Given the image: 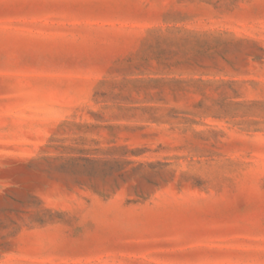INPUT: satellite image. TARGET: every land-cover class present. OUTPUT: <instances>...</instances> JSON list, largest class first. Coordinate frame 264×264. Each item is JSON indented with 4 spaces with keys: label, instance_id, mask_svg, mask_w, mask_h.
<instances>
[{
    "label": "rangeland",
    "instance_id": "374dc122",
    "mask_svg": "<svg viewBox=\"0 0 264 264\" xmlns=\"http://www.w3.org/2000/svg\"><path fill=\"white\" fill-rule=\"evenodd\" d=\"M0 264H264V0H0Z\"/></svg>",
    "mask_w": 264,
    "mask_h": 264
}]
</instances>
